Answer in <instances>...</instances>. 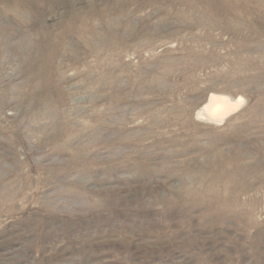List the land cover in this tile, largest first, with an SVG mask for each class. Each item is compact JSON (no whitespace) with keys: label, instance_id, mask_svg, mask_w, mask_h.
<instances>
[{"label":"rangeland","instance_id":"374dc122","mask_svg":"<svg viewBox=\"0 0 264 264\" xmlns=\"http://www.w3.org/2000/svg\"><path fill=\"white\" fill-rule=\"evenodd\" d=\"M0 264H264V0H0Z\"/></svg>","mask_w":264,"mask_h":264},{"label":"bare ground","instance_id":"6f19581e","mask_svg":"<svg viewBox=\"0 0 264 264\" xmlns=\"http://www.w3.org/2000/svg\"><path fill=\"white\" fill-rule=\"evenodd\" d=\"M242 102V98L232 99L222 93L213 92L205 104L197 110L196 117L210 124L221 125L239 110Z\"/></svg>","mask_w":264,"mask_h":264}]
</instances>
